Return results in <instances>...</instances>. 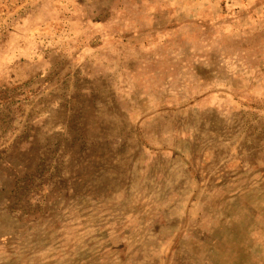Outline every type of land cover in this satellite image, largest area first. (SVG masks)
<instances>
[{
  "label": "rangeland",
  "instance_id": "rangeland-1",
  "mask_svg": "<svg viewBox=\"0 0 264 264\" xmlns=\"http://www.w3.org/2000/svg\"><path fill=\"white\" fill-rule=\"evenodd\" d=\"M0 264H264V0H0Z\"/></svg>",
  "mask_w": 264,
  "mask_h": 264
}]
</instances>
